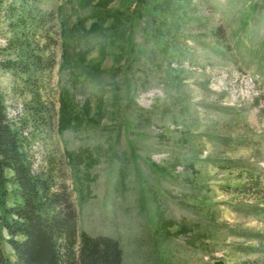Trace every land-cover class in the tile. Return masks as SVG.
Masks as SVG:
<instances>
[{"label": "rangeland", "instance_id": "1", "mask_svg": "<svg viewBox=\"0 0 264 264\" xmlns=\"http://www.w3.org/2000/svg\"><path fill=\"white\" fill-rule=\"evenodd\" d=\"M28 6L0 13V61L28 63L0 65V94L77 231L116 239L121 264H264V0Z\"/></svg>", "mask_w": 264, "mask_h": 264}, {"label": "trees", "instance_id": "2", "mask_svg": "<svg viewBox=\"0 0 264 264\" xmlns=\"http://www.w3.org/2000/svg\"><path fill=\"white\" fill-rule=\"evenodd\" d=\"M36 1L0 0V13L4 10L6 17L18 16L25 12V6ZM18 17L15 22L23 21L21 15ZM76 59L83 61L84 55L78 53ZM28 60L32 63L29 56ZM27 64L0 61L1 68L5 70L23 71ZM72 64L78 65L77 62ZM95 65L98 66V62ZM95 65H91L90 70H95ZM97 101L101 102L100 99ZM68 103L70 100L63 103L66 113L72 110V105L67 109ZM73 117L76 122L81 120L80 115L74 116L72 113L66 121ZM20 141L19 133L11 127L6 117L0 94V200L6 195L5 184L8 181L12 184V196L18 200L7 211L10 217L2 221L3 228L10 236L7 240L14 258L9 260L0 248V264H121V251L116 239L77 231L75 210L65 188L49 190L45 179L32 174ZM5 170L10 172L9 177L4 176ZM14 236L20 238L14 239Z\"/></svg>", "mask_w": 264, "mask_h": 264}]
</instances>
